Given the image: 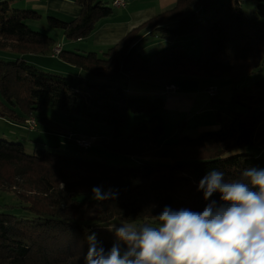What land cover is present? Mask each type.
<instances>
[{
  "label": "trees",
  "instance_id": "1",
  "mask_svg": "<svg viewBox=\"0 0 264 264\" xmlns=\"http://www.w3.org/2000/svg\"><path fill=\"white\" fill-rule=\"evenodd\" d=\"M254 1L256 10L246 13L241 0H175L103 57L61 47L58 56L90 76L39 71L23 58L0 60L1 117L35 129V111L55 107L107 124L109 135L99 141L106 150L140 160L127 166L37 147L27 153L21 141L0 140V189L13 192L26 210L21 215L0 210V264H83L87 237L95 233L97 242L109 249L116 242L114 230H109L114 223L151 219L165 206L203 211L209 201L197 188L210 171H221L225 180H232L243 170L264 169V156L248 151L264 148V77L252 80L264 65V0ZM74 2L80 10L74 19L49 16L52 26L70 38L89 35L99 20L113 13L103 0ZM35 16L39 14L34 10L12 8L8 0H0V47L53 55L54 38L25 23L26 17ZM144 26L145 36L155 32L163 41L148 57L136 49ZM189 35L201 38L198 55L176 44ZM182 77L212 80L201 86L210 98L216 97V80L228 79L232 91L227 115L217 110L220 127L195 137L183 134L181 123L176 140L162 143L161 95L169 92L166 85L176 92L173 81ZM244 79L249 85H240ZM116 80H137L156 92H130ZM142 113L148 118L122 135L129 114ZM97 139L75 135L83 149ZM95 186L118 191V196L96 201L91 197ZM211 199L219 200V193Z\"/></svg>",
  "mask_w": 264,
  "mask_h": 264
},
{
  "label": "rangeland",
  "instance_id": "2",
  "mask_svg": "<svg viewBox=\"0 0 264 264\" xmlns=\"http://www.w3.org/2000/svg\"><path fill=\"white\" fill-rule=\"evenodd\" d=\"M8 1L10 2V6L12 8L25 10L30 9L36 11L39 16L28 18L26 17L25 23L32 30H38L53 37L55 43L59 42V44L62 46L63 51L74 52L79 55H85L89 52H94L98 55V57H103L104 53L107 52L110 47L116 44H102L94 39L93 34L100 25H103L106 20L112 18L123 20L127 16L130 17L132 12H136L141 9L144 10L145 8L151 6L157 8L158 6V0H124V3L118 6L114 5L111 0H103V2L109 3L113 7V13L107 18L99 20L89 35L76 39L67 37L60 29L53 27L49 21V16H53L64 21H69L77 17L80 10L74 0H67L72 1V4H69L65 1L61 2V0H37L40 1L42 5H46V3L49 1L50 6L48 7L34 6L33 2H28L27 0ZM241 1L244 12L251 13L253 10H256V1ZM126 4L127 6L125 7L124 5ZM142 14L143 17L146 18L142 22L150 19V16H148V12L142 11ZM146 26H144V28H142V30L138 34H146ZM133 28L134 27H130L125 32L124 36ZM145 34L142 38L143 40L141 39V37H139L138 39L140 41H138V43L136 44V49L142 57L150 56L152 52L156 51L157 48L155 47L163 45L162 39L156 36L155 32L147 34L146 36ZM55 43L54 45H56ZM176 44L190 47L191 51L195 55H198L201 49V38L198 35H189L187 37L181 38ZM53 53L57 54L54 52V49ZM17 58H23L39 71L47 73H55L65 76L72 74L90 76L89 73L83 71L82 68L76 67L75 64L70 63L60 55L54 56L50 52L20 53L16 50H11L10 47H0V60L13 61ZM263 77L264 65L261 71L253 75L252 80H260ZM246 80L247 79H244L242 81L243 84L240 85H249V83H245ZM132 82L137 83L139 81L133 80ZM215 83L216 86L214 87L217 93L216 97L214 98H210V96H208L204 92L205 88L203 87L199 88L198 92L196 93V96L198 98L197 100L191 96H188V94H184L185 96L183 97H178L179 95L175 96L173 94L167 93H163L161 95L165 101L179 103L180 107L186 110L183 112V114L178 113L175 110L170 111L174 108L167 109V104L166 107L162 111H160L164 124V132L160 138V141L162 143L173 142L176 140L179 128H181V123L185 124V128H181V131H183V134L189 135L190 137H195L198 135V133L200 134L203 131H216L220 127V123L216 120L215 112L219 110L222 116L227 115V104L231 95L232 88L231 82L228 79L216 80ZM203 85L204 84H202L201 86ZM166 88L169 92H172V90L169 89L168 85H166ZM176 92L181 94L180 90H177ZM172 97L173 99H170ZM200 110L202 112L200 115L195 114L196 111ZM34 116L36 117L38 123V126L35 129H29L26 125L23 126L21 125V123L14 122L8 118L0 116V140L21 141L27 153H32L35 147H37V149L44 148L48 151H55L61 154L78 156L89 160H105L108 163H112L115 165L133 166L137 165L140 162L139 159L131 158L130 160H128L129 157L120 156V154L118 153L106 150L107 148L99 142L102 138L109 135V127L105 123L87 121L84 118L68 114L65 111L55 107H44L39 111H35ZM41 117H45L49 121H38V119ZM147 118L148 115L143 113L129 114L127 123L122 127V135H128L134 125H136L139 121ZM207 124L214 125L207 126L206 129H203V127H201ZM76 134L84 137L94 136L96 139H98L96 142L92 143V146L88 147L87 149H83L75 143ZM248 151L254 153L255 155L264 156V148H248ZM168 162V160H162L161 163L167 164ZM4 169L5 168H2L1 170ZM91 197L93 198V195H91ZM0 210L8 211L15 215L26 213V210L22 206L18 205L17 196L14 195V193L11 191L2 189H0ZM152 219L153 218L135 222H119L112 225H116L118 227L123 223L140 224Z\"/></svg>",
  "mask_w": 264,
  "mask_h": 264
},
{
  "label": "clouds",
  "instance_id": "3",
  "mask_svg": "<svg viewBox=\"0 0 264 264\" xmlns=\"http://www.w3.org/2000/svg\"><path fill=\"white\" fill-rule=\"evenodd\" d=\"M197 191L209 201L203 211L165 206L150 221L112 225L109 249L96 234L87 237L83 264H264V169H246L225 180L221 171L200 179ZM96 201L118 191L92 188ZM219 193V200L211 199Z\"/></svg>",
  "mask_w": 264,
  "mask_h": 264
},
{
  "label": "crops",
  "instance_id": "4",
  "mask_svg": "<svg viewBox=\"0 0 264 264\" xmlns=\"http://www.w3.org/2000/svg\"><path fill=\"white\" fill-rule=\"evenodd\" d=\"M28 2H33L34 6H45L48 7L50 6V2L48 1L46 3V5H42L40 3V1L37 0H27ZM65 1L69 4H72V1H67V0H61ZM175 0H158V6L157 8L155 7H147L144 10H139L136 12H132L131 16H127L126 18H122L121 19H116V18H112L109 20H106L103 25H100L99 28L94 32L93 36L94 39L102 44H114L117 43L125 34V32L130 28V27H137L140 24H142L143 20L146 19L145 17H143L142 11H146L148 12V16H150V18L154 17L159 11H162L163 9L169 7L170 5H172L174 3ZM125 7L127 6L124 5ZM122 6V7H124ZM145 34V33H143ZM140 35L139 37L143 36ZM57 46L60 45L59 42L55 43ZM61 46V45H60ZM109 46V45H108ZM62 47V46H61ZM212 80H197V79H189V78H176L173 83H175L178 86V90L181 91V94L177 93V92H163V93H167V94H173L175 96L179 95L178 97H183L185 96L184 94H188V96L193 97L194 99H198L196 96V93L198 92L199 88H201L202 84H210ZM117 83L121 84L122 86L125 87L126 90L130 91V92H145V93H155L156 91H154V88H146L145 85L142 86L140 84V82H132V81H127V82H121L116 80ZM196 86V87H194ZM187 96V95H186ZM170 99H173L170 98ZM168 104V108H174L170 111H177L178 113L183 114L184 110L182 107H180L179 103H173L170 101H165V105L164 108L166 107V105ZM204 104V103H203ZM202 110V109H201ZM200 111H196L195 114L200 115L202 112ZM214 124H210V125H205V126H201L203 127V129L207 128V126H213Z\"/></svg>",
  "mask_w": 264,
  "mask_h": 264
},
{
  "label": "built area",
  "instance_id": "5",
  "mask_svg": "<svg viewBox=\"0 0 264 264\" xmlns=\"http://www.w3.org/2000/svg\"><path fill=\"white\" fill-rule=\"evenodd\" d=\"M123 3H124V0H114V1H113V4L116 5V6L121 5V4H123ZM55 48H56V50H55ZM53 49H54V52L57 53V54H54V53H53V55H58L59 52L61 51V46L57 45V46H55ZM59 50H60V51H59ZM52 52H53V51H52ZM168 87H169V89L172 88V87L174 88L173 85H168ZM209 92H210L211 94H214V92H213L212 89H209ZM83 143H84V144H89V142H83Z\"/></svg>",
  "mask_w": 264,
  "mask_h": 264
}]
</instances>
